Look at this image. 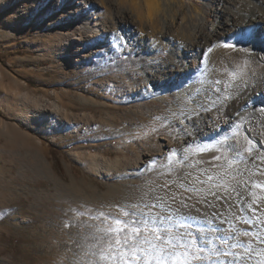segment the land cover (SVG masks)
I'll return each mask as SVG.
<instances>
[{
  "label": "rangeland",
  "instance_id": "1",
  "mask_svg": "<svg viewBox=\"0 0 264 264\" xmlns=\"http://www.w3.org/2000/svg\"><path fill=\"white\" fill-rule=\"evenodd\" d=\"M185 1L209 10L204 14L209 22L220 8L217 2L208 6ZM169 2L160 0L164 12L149 20L141 0L134 9L140 16L136 32L114 25L115 36L126 45L118 49L112 41L111 48L96 55L84 49L86 56L78 63L69 37L96 18L111 21L114 10L105 12L91 3L74 18L70 0H0V264H119L118 258L108 257L115 245L109 246L107 229L116 227L119 215L128 224L120 238L131 236L137 225L123 212L133 206L143 209L135 219L147 220L149 228L159 225L191 233L203 249H191L204 257L193 260L178 248L169 264H242L244 252L253 245V232L243 217L224 222L207 204L197 202L202 199L199 191H187L189 185L180 179L187 175L184 150H176L171 164L169 156L143 163L162 137L177 141L180 133L170 107L180 88L171 84L165 98L148 94L157 92L149 80L154 58H170L160 37L161 23L175 9ZM140 27L159 45L152 56L134 39ZM136 87L145 97L134 98ZM153 111L159 115L149 116ZM232 170L227 180L238 182L246 176L245 171ZM221 173L200 168L190 179L222 183ZM209 175L214 179L208 181ZM165 192L191 195L189 203L196 207L176 211L177 205H171L168 211L170 201L164 197L166 206L149 212L145 205L155 204L153 197Z\"/></svg>",
  "mask_w": 264,
  "mask_h": 264
},
{
  "label": "bare ground",
  "instance_id": "2",
  "mask_svg": "<svg viewBox=\"0 0 264 264\" xmlns=\"http://www.w3.org/2000/svg\"><path fill=\"white\" fill-rule=\"evenodd\" d=\"M70 1L75 6L74 18L82 15L91 3L103 7L105 12L114 10L111 21L96 18L92 24L85 23L79 34L69 37L70 52L76 53L73 60L78 63L86 56L82 52L84 49H91L96 55L112 47L114 25L123 24L137 31L140 16L134 9L120 8L118 0ZM159 1L156 0L157 7L150 12L147 0H143L149 20L164 12ZM166 1L167 4L173 1L175 9L161 23L160 37L169 47L170 58L163 62L159 57L154 58L155 69L149 80L157 92L149 91L148 94L165 98L168 86L180 88L177 90L178 102L170 106L176 112L172 123L179 127L180 133L177 141L162 137L159 147L146 153L143 163L169 156L173 149H187L184 152L189 155V160L182 168L185 174L207 167L221 170L224 181L199 184L198 193L215 205L211 207L213 215L220 216L224 222L232 217H243L247 223L245 227L251 229L255 239L240 262L264 264V160L257 158L264 157V113L260 112L264 107V0H198L208 6L216 2L220 5L213 11L214 21L211 22L204 17L209 10H203L198 3ZM142 31L140 27V34L134 39L141 45L144 43L141 48L152 56L159 45L149 31L145 34ZM225 43L236 44V47L225 48ZM95 46L97 48L92 50ZM209 48L211 52H208ZM217 88L219 92H216ZM134 89V98L145 97L146 93L139 87ZM183 101L185 105H182ZM202 105L211 111L202 112ZM197 111L199 116L195 115ZM153 115H159V112L149 113V116ZM185 127L193 133L191 137L185 134ZM204 144L212 147L208 152L200 153L197 146ZM249 147H252V153L247 151ZM214 156L220 159L213 160ZM232 169L245 171L246 176L238 182L227 180L228 172L234 171ZM209 189L223 199L206 196ZM249 219L253 223H248Z\"/></svg>",
  "mask_w": 264,
  "mask_h": 264
},
{
  "label": "snow or ice",
  "instance_id": "3",
  "mask_svg": "<svg viewBox=\"0 0 264 264\" xmlns=\"http://www.w3.org/2000/svg\"><path fill=\"white\" fill-rule=\"evenodd\" d=\"M142 35V33H141ZM247 38V37H245ZM116 43H114V47L116 48H122L126 45V41H121L119 36L114 37ZM225 48H235L236 44L232 43H225ZM212 49L209 48L208 52H211ZM235 75V73L233 74ZM220 89L217 88L216 92H219ZM213 106L215 107V102H213ZM201 111L204 113H208L211 111L210 108L206 106H201ZM260 112L264 113V107L260 108ZM196 116L200 115V112H195ZM182 123V122H181ZM239 127V125H237ZM185 134L189 137L193 135L191 131H188V129L185 127L184 129ZM227 139V137H225ZM249 144L251 145V141H249ZM198 151L200 153H205L210 150L212 147L211 144H204L203 146H197ZM187 152V149L184 150ZM249 153H252L253 149L252 147H249L247 149ZM176 156V150L173 149L168 157L169 164L173 162V158ZM261 160H264V157H257ZM184 161H188L189 157L188 155L184 156ZM219 156H214L213 160H219ZM231 166V165H230ZM191 173H188L187 175H181L180 179L183 181L184 184L189 185L187 188V191L190 193L193 190L199 191V189H195L194 185L195 183L205 184L207 181L204 180H196L195 182L190 179ZM213 179L212 176H208L207 180L211 181ZM165 188L167 185L164 186ZM206 196H211L214 200L215 199H223V197H219L216 192L211 191L209 189L206 193ZM164 197H167L168 201L170 203L167 205V210L172 211L171 205H177L176 211H179L181 208L183 209H190L195 208L196 205L194 203H189V201L192 200V196L188 195L185 196L183 192L177 194H170L168 192L164 193V196L155 195L153 199H155L156 203L152 205H145V207L150 212L152 208H155L157 206L164 208L166 205L162 203L164 200ZM200 204H207L208 207H215L210 201L207 200L205 197L204 199H198L197 201ZM251 207V206H249ZM143 209H136V206H133V210L128 211L125 210L123 212V216L129 218V220L136 224L137 226L133 227L131 229V236L124 235L123 238H120V235L124 230L127 228L128 224L125 222V220H122L119 218V215L115 217V224L116 227H109L107 229V232L111 234L112 239L109 241V246H111L113 243L115 245V249L112 252L108 253V257L112 258H118L119 264H169V260L173 256L176 255L177 249H181V255H191V258L193 260H201L204 259L202 255H197L195 253L191 252V249L196 248L198 252L203 251V249L198 244L196 238L188 232L180 233V232H173V229L171 227H164L161 228L159 225H156L155 227L149 228L147 226V220L144 221H138L136 220L137 215H142ZM101 217H104V213L101 212ZM161 222H164V216L160 217ZM168 220H171L172 217L168 216ZM143 223L145 226L141 228L139 224ZM153 223L155 221L153 220ZM248 223H253L252 219L248 220ZM123 225L124 227L121 228L120 226ZM180 227H183V225H180ZM145 233H148V235H145ZM161 233H164L162 235ZM166 237V238H165ZM219 239V238H217ZM262 242H264V238H262ZM220 244H226V241L223 239L219 240ZM167 250V251H166ZM219 254V253H218ZM227 256L232 257L233 253L228 252L226 253ZM238 256V253L236 254ZM173 264H185V262L180 260L173 261Z\"/></svg>",
  "mask_w": 264,
  "mask_h": 264
},
{
  "label": "clouds",
  "instance_id": "4",
  "mask_svg": "<svg viewBox=\"0 0 264 264\" xmlns=\"http://www.w3.org/2000/svg\"><path fill=\"white\" fill-rule=\"evenodd\" d=\"M121 7H131L133 9H139L141 0H118ZM148 8L150 12L157 7L156 0H147Z\"/></svg>",
  "mask_w": 264,
  "mask_h": 264
}]
</instances>
